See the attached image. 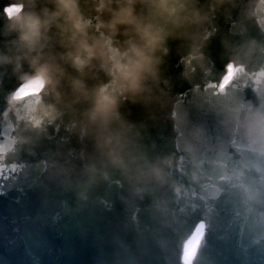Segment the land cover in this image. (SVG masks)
I'll use <instances>...</instances> for the list:
<instances>
[{"label": "water", "instance_id": "obj_1", "mask_svg": "<svg viewBox=\"0 0 264 264\" xmlns=\"http://www.w3.org/2000/svg\"><path fill=\"white\" fill-rule=\"evenodd\" d=\"M11 1L27 3L0 0V32L8 23L1 7ZM198 6L208 15L203 59L187 64L191 42L169 41L148 100L120 108L159 179L131 182L101 168L68 117L26 127L7 97L29 69L0 65V264H180L200 222L195 264H264V0ZM81 9L94 24L91 0H81ZM11 39L0 34V52ZM229 63L232 78L221 89ZM90 76V83L104 79L96 69ZM45 146L59 163L39 185L37 203L27 186L30 154ZM90 162L104 175L86 183L81 168ZM14 172L21 179H11Z\"/></svg>", "mask_w": 264, "mask_h": 264}, {"label": "clouds", "instance_id": "obj_2", "mask_svg": "<svg viewBox=\"0 0 264 264\" xmlns=\"http://www.w3.org/2000/svg\"><path fill=\"white\" fill-rule=\"evenodd\" d=\"M19 8L0 32L12 37L0 65L29 69L19 77L29 94L7 97L17 118L39 130L68 117L92 142L101 168L131 182L159 179L160 168L136 149L120 108L148 100L169 41L191 42L187 64L203 59L200 29L208 15L198 0H91L94 24L81 0H27ZM93 69L102 81L90 83ZM81 175L91 183L104 173L90 162Z\"/></svg>", "mask_w": 264, "mask_h": 264}, {"label": "snow or ice", "instance_id": "obj_3", "mask_svg": "<svg viewBox=\"0 0 264 264\" xmlns=\"http://www.w3.org/2000/svg\"><path fill=\"white\" fill-rule=\"evenodd\" d=\"M7 14V12H6ZM203 226H198L197 228H195L191 234L190 239L187 241V247L188 250L190 252V254L192 255V262L191 264H195V254H198L199 252V245L200 243H202L203 240V236L201 234V228ZM181 261L180 264H188V262L183 258L184 257V252L182 250L181 252Z\"/></svg>", "mask_w": 264, "mask_h": 264}, {"label": "bare ground", "instance_id": "obj_4", "mask_svg": "<svg viewBox=\"0 0 264 264\" xmlns=\"http://www.w3.org/2000/svg\"><path fill=\"white\" fill-rule=\"evenodd\" d=\"M28 89H29V88L26 87V88H25V91H27ZM190 257H191V255H189V253L185 251L184 259L188 262V264H189V261H188V260H190Z\"/></svg>", "mask_w": 264, "mask_h": 264}]
</instances>
